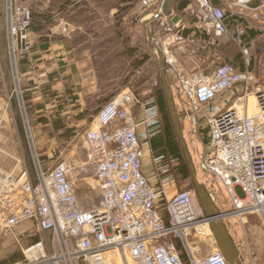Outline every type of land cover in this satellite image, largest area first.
<instances>
[{
    "label": "built area",
    "instance_id": "2783aa9c",
    "mask_svg": "<svg viewBox=\"0 0 264 264\" xmlns=\"http://www.w3.org/2000/svg\"><path fill=\"white\" fill-rule=\"evenodd\" d=\"M163 1L140 0L139 7L149 9L150 17L159 24L150 42L154 55L163 58L170 94L171 88L176 90L180 127L193 146L202 143L197 161L202 186L211 203L226 204V209L207 217L191 190L163 198V184L174 179L178 158L155 156L153 178H159L158 186L143 173L145 145L161 131L153 87L141 99L122 92L106 102L85 129L83 162L45 163L27 128L32 170L26 167L16 172L0 166L2 233L12 236L17 227L31 222L39 233L49 234L48 239L25 248L22 260L0 264H112V253L132 264H228L220 249L196 259L189 252L191 233L201 225L233 218L243 221L250 214H256L264 226V74L239 71L229 63L208 71L184 70L173 51L186 41L173 23L175 15H161ZM248 1L235 0L234 4ZM259 9L264 12V0ZM185 13L198 33L228 34L225 10L212 0H192ZM3 17L14 93L24 109L20 64L30 51L33 14L21 0H3ZM244 34V27L238 24L232 40L247 57ZM245 64L249 66L247 59ZM136 106L143 114L140 122L132 111ZM140 125L142 134L138 133ZM87 177L94 179L99 194L91 209L78 203L74 191L75 182ZM213 180L222 184L227 201L212 188ZM182 251L187 261L182 259Z\"/></svg>",
    "mask_w": 264,
    "mask_h": 264
},
{
    "label": "crops",
    "instance_id": "0c3cea01",
    "mask_svg": "<svg viewBox=\"0 0 264 264\" xmlns=\"http://www.w3.org/2000/svg\"><path fill=\"white\" fill-rule=\"evenodd\" d=\"M119 1L121 3L117 4L116 0H47L42 10L44 15L39 20L33 18V26L29 34L30 51L20 64V71L27 103L35 108L37 118L43 119L39 120L42 124L46 119L49 122L51 119H64L70 126L72 123H80L87 128L97 111L104 105L102 103L99 107L93 109L91 107V102H96L101 97V99L107 98L101 95L102 92L107 94L110 91L106 89L110 86L111 79L101 78L102 70L98 63L115 59L117 20L125 24L132 23L144 12L140 10V0L134 1L133 4L130 0ZM191 2L192 0H176L172 9V13L179 17L178 30L186 41L185 46L177 47L173 51L183 69L208 71L219 64L229 63L239 71L251 69L262 76L264 72L257 71L260 67H264V12L259 9L261 0H249L242 5L234 4L235 0H212L213 4L225 10L227 16L228 34L221 37L195 31L193 21L185 13V8ZM140 24L148 34L149 44L151 37L149 28L155 27L152 33L155 34L159 24L149 14L141 17ZM238 24L245 29L243 40L250 56L252 50L257 53L253 58L243 56L232 40ZM43 29L49 31L47 41L41 40L40 33ZM149 49L153 50V48ZM153 56L159 70V60L154 55V50ZM246 59L249 61L248 67L245 64ZM114 67V64H108L104 69L109 71ZM46 94L50 96L47 98ZM132 111L135 119L140 122L143 119L140 108L136 106ZM91 112H93V115H90L92 117H86ZM160 128L162 131L161 118ZM43 130L47 136L51 135L49 130L46 131L45 128ZM161 131L148 140L145 149L146 153L150 154L148 161L143 160V173L151 178V183L155 186H158L159 178H153L155 166L152 161L155 156L164 154ZM138 133H144L142 125L138 127ZM2 142L0 135V153L5 152ZM0 166L6 170L10 166L2 154H0ZM26 167L24 164L20 170ZM91 178L87 177L75 182L74 191L80 205L85 201L87 191L83 188L85 181ZM199 182L202 186L201 179ZM163 187L166 189V196L163 198L169 199L171 193L178 191L177 180L174 177L173 180L166 181ZM87 188L94 190L91 187ZM198 201L206 213L212 209L218 212L227 207L226 204L220 206L211 203L207 196L203 201L198 197ZM48 237V233H39L35 225L28 222L17 227L12 236L2 235L0 254L4 259L9 257L8 260L13 262L15 257L12 254L15 249H20L22 252L28 246ZM233 246L238 251L239 246L235 243Z\"/></svg>",
    "mask_w": 264,
    "mask_h": 264
},
{
    "label": "rangeland",
    "instance_id": "374dc122",
    "mask_svg": "<svg viewBox=\"0 0 264 264\" xmlns=\"http://www.w3.org/2000/svg\"><path fill=\"white\" fill-rule=\"evenodd\" d=\"M46 1L47 0H21V3L24 6L30 8L33 18L39 20L44 15L42 10L46 4ZM130 1H132L133 4L138 0ZM116 2L117 4L121 3L119 0H116ZM147 14H150L149 9L144 10L141 17ZM141 17L132 23L126 24L122 21L118 22L117 20L115 59L110 61L105 60L104 62L101 61L98 63L102 70L101 78L107 79V77H110L111 79L109 83L110 86H108L106 89L110 91H108V93L105 91L107 94L103 92L101 93L102 96L107 97L106 99H101V97L96 102H91L92 109L99 107L102 103L105 104L124 90H129L140 99L144 98L145 92H147L152 87L153 92L157 90V92H160L161 90L163 92L162 82H160V71L157 69V63L155 57L153 56V50L150 51L149 49H152V45L151 42H149V44L147 42L148 34L140 24ZM3 18V0H0V135L2 136V143L4 146L3 149L5 151L4 153L0 154L4 156L10 165L8 168L9 170H7L12 171L13 169H16V172H18L24 164H26V166L32 170L31 149L26 133L27 128L30 129L37 153L41 156V159L45 163L58 162L63 159H71L73 161L83 162L85 160L86 150L82 135L85 131L86 125L72 123L70 126V124L64 119H51L50 122L46 119L45 123L42 124V121L40 122L39 120L43 119H38V115L35 113V108L27 103L24 89L23 98L25 107L24 109L20 108L18 99L14 93V85L8 66L6 33ZM154 28L155 27L149 28L151 32L149 35H154L152 34L155 31ZM40 34L42 36L41 40L47 41L49 39L48 30L43 29ZM104 52L106 53L107 51ZM101 53L102 52H100V54ZM256 54L257 53L255 50H252L251 56L250 52L248 56L253 58ZM108 64H114V69L111 68L109 71H105L104 68ZM257 71L259 73L264 72V67H260V69H257ZM106 84L107 83L104 84L105 87H107ZM153 92L151 94L152 96ZM176 94V90L171 88L170 97L177 114L176 105H178V101L176 100ZM46 95H48L47 98L50 96L49 94ZM108 98L111 99L107 100ZM163 98L167 104L164 92ZM90 115H93V112L89 113L86 117H92ZM180 126L182 125L180 124ZM44 128L46 131L49 130L51 135L47 136L44 133ZM182 135L187 147L188 155L196 171L197 182L200 184L199 179L202 178V175L198 170L197 161L199 154L202 152V143L198 142L197 147H195L191 143L190 139L186 136L185 131H182ZM171 140L172 142L178 143L180 145L175 132ZM6 152L7 154H5ZM181 153L183 154V151ZM149 154L150 153L148 152V154L145 155V161H148ZM185 163L188 166L186 158ZM174 169H176V166ZM176 177H178V191H195L194 193L198 199L192 178L182 181L179 176ZM84 186L83 188H85L87 191L84 197L85 201L83 204H81V206L84 209H91L97 205L99 201V194L96 190L94 179L91 178L90 180L85 181ZM86 186L94 188V190L90 189V191ZM212 188L221 198H223L225 201L228 200V195L225 193V190L220 182L213 180ZM175 193V191L171 193L169 195V199ZM220 222L224 227L226 226V233L231 241V244L233 245V243H235V245L239 246L238 251L236 250L239 258L236 261V264H249L250 262H254L255 264H264V226L256 214L246 215V217L243 218V221L233 218L228 221L224 220ZM202 231L199 232L198 229L194 230L187 240L190 248L189 252H192L196 259H203L215 249H220L218 242L209 226L208 229ZM2 235L4 234L0 230V242H2ZM233 247L236 249L235 246ZM179 250L182 249L179 247ZM12 255L17 261L23 259V254L20 249H15ZM185 256L186 254H184L182 251V257L184 261H187V257ZM8 258L4 259L0 254V263L11 262L8 260ZM112 264H132V262L130 260H126L121 254L116 253L114 255Z\"/></svg>",
    "mask_w": 264,
    "mask_h": 264
},
{
    "label": "water",
    "instance_id": "95a60500",
    "mask_svg": "<svg viewBox=\"0 0 264 264\" xmlns=\"http://www.w3.org/2000/svg\"><path fill=\"white\" fill-rule=\"evenodd\" d=\"M175 1L176 0H164L163 1L162 6H161V15L162 16H169L172 13L173 4ZM178 20H179V17L175 16L173 18V23H177ZM158 60H159L160 67H161L160 68V78H161V82H162V86H163V92L165 93V96H166L167 106H168V109L170 111L174 131L177 135V138H178V141H179L180 146L182 148L183 154L187 160L188 167H189L190 173H191V178L194 182V186H195L197 196L199 197V199L201 201H203L207 195H206L204 187L201 186L200 184H198V182H197L196 171H195V168H194V166L190 160V157L188 155V152H187V147H186L183 135H182V130H181V127L179 124L178 116L175 112V108L173 107V102H172L171 97H170V90H169V87H168V84L166 81L163 58H162L161 54H158ZM206 215H207V217H213L216 215V212L212 209L210 212H207ZM209 228L211 229L212 233L214 234V236L218 242V246H219L220 250L225 255L227 263L228 264H236V261L238 260V255H237L236 249L233 247L230 239L227 236L226 229L223 226V224L221 222H218V221L211 222L209 224Z\"/></svg>",
    "mask_w": 264,
    "mask_h": 264
},
{
    "label": "trees",
    "instance_id": "16d2710c",
    "mask_svg": "<svg viewBox=\"0 0 264 264\" xmlns=\"http://www.w3.org/2000/svg\"><path fill=\"white\" fill-rule=\"evenodd\" d=\"M157 91L153 92V96L155 97L156 103L159 108V113L161 116V124H162V129H163L162 130V134H163L162 135L163 136L162 137V150L167 157H177L178 158V165L176 166V169H173V177H175V179L177 180L178 177L176 176H179V178L182 181H185L191 178L190 170L187 164L185 163V158L183 154L181 153L182 151H181L180 145L178 143L172 142L171 140L175 132L173 124H172V120H171V115L169 113L167 104L163 98L162 90L160 92H157Z\"/></svg>",
    "mask_w": 264,
    "mask_h": 264
},
{
    "label": "bare ground",
    "instance_id": "6f19581e",
    "mask_svg": "<svg viewBox=\"0 0 264 264\" xmlns=\"http://www.w3.org/2000/svg\"><path fill=\"white\" fill-rule=\"evenodd\" d=\"M250 101H251V104H252V103H253V99L251 98ZM205 229H208V225H201V226H199V228H198L199 232L202 231V230H205ZM202 232H203V231H202ZM115 254H116V253H112L111 256H109V257H111L112 262H113V258H114V255H115Z\"/></svg>",
    "mask_w": 264,
    "mask_h": 264
}]
</instances>
